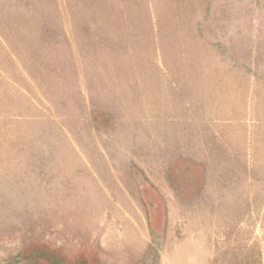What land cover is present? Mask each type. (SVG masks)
<instances>
[{"label": "rangeland", "instance_id": "1", "mask_svg": "<svg viewBox=\"0 0 264 264\" xmlns=\"http://www.w3.org/2000/svg\"><path fill=\"white\" fill-rule=\"evenodd\" d=\"M0 264H264V0H0Z\"/></svg>", "mask_w": 264, "mask_h": 264}]
</instances>
